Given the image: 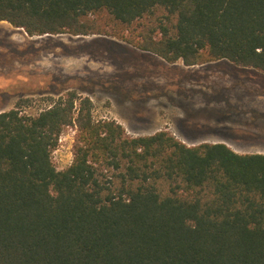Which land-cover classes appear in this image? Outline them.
<instances>
[{"label":"trees","instance_id":"trees-1","mask_svg":"<svg viewBox=\"0 0 264 264\" xmlns=\"http://www.w3.org/2000/svg\"><path fill=\"white\" fill-rule=\"evenodd\" d=\"M1 20L264 73V0H0ZM93 108L68 90L36 115L0 112V264H264V152L130 135Z\"/></svg>","mask_w":264,"mask_h":264},{"label":"rangeland","instance_id":"rangeland-1","mask_svg":"<svg viewBox=\"0 0 264 264\" xmlns=\"http://www.w3.org/2000/svg\"><path fill=\"white\" fill-rule=\"evenodd\" d=\"M68 90L89 96L97 119L114 118L130 135L165 128L187 142L225 135L238 151L264 152L262 71L228 60L170 63L108 35L31 36L1 20L0 112L36 115ZM206 112L227 127L190 129L191 116ZM75 134L76 126L65 128L52 152L59 170L73 161Z\"/></svg>","mask_w":264,"mask_h":264},{"label":"crops","instance_id":"crops-1","mask_svg":"<svg viewBox=\"0 0 264 264\" xmlns=\"http://www.w3.org/2000/svg\"><path fill=\"white\" fill-rule=\"evenodd\" d=\"M221 60H227V59H221ZM214 108L215 107H212V109H214ZM198 111L199 112H203L205 110H197L196 112H198ZM200 114L203 115V116H199V117H197V116L196 117L191 116L190 119H192V121H189V123H188L190 129H192V130H194V129L195 130H201L203 128L204 129H208V128H212V126H214L215 124H218V125H221V126H225V127H227V125H228L227 123L224 124L223 120H221L220 118L214 119L213 117L208 116L207 115V112H206V115H204V113H200ZM214 121H216V122H214ZM183 141L186 142L189 145H192V144L193 145H196V144H200V143H203V142H224V143L228 144L230 147H232L233 149L238 150L237 149L238 147H234V146H231L230 145L229 138L226 137L225 135L220 136L217 139H203V140H201L199 142H195V141H193V142H187L186 139H183Z\"/></svg>","mask_w":264,"mask_h":264}]
</instances>
